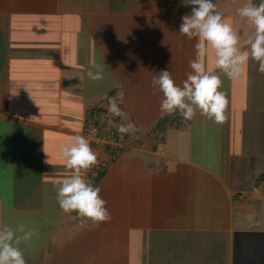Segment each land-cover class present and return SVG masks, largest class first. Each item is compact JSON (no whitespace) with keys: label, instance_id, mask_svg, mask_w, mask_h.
<instances>
[{"label":"crops","instance_id":"obj_1","mask_svg":"<svg viewBox=\"0 0 264 264\" xmlns=\"http://www.w3.org/2000/svg\"><path fill=\"white\" fill-rule=\"evenodd\" d=\"M215 3L245 50L255 29L237 9L247 0ZM190 10L188 0H0V224L33 232L20 245L26 264H264V205L251 200H264V180L256 181L264 171L255 177L241 160L255 156L264 128V73L249 59L228 77L210 45L200 59L220 74L226 119L197 110L181 129L160 130L155 148L97 155L84 175L93 183L106 168L95 186L108 221L65 213L56 199L71 175L61 147L85 138L96 103L123 93L125 112L141 124L161 117L163 94L151 79L168 69L182 85L191 71L201 41L178 31ZM148 38L154 46L143 50ZM94 64L100 79L87 75ZM138 83L154 102L125 105Z\"/></svg>","mask_w":264,"mask_h":264},{"label":"clouds","instance_id":"obj_2","mask_svg":"<svg viewBox=\"0 0 264 264\" xmlns=\"http://www.w3.org/2000/svg\"><path fill=\"white\" fill-rule=\"evenodd\" d=\"M191 6L189 14L181 17L179 32L189 39L198 37L201 42L195 45L196 59L190 61L191 71L182 85L175 83L168 69L161 70L153 76L151 85L158 89L163 98L160 103L161 117L179 113L185 120H191L197 110L203 116L222 123L225 119L227 100L220 90L221 77L215 71L205 70L201 57L207 55V46L215 50L214 64L227 75L235 77L241 66L249 59L258 62V71L264 73V0L258 4L247 0L237 9L240 16L254 26V33L244 43L248 47L241 50L238 34L230 23L225 22L222 12L217 10L215 0H188ZM89 69L90 79L102 78L103 68L94 64ZM108 112L122 116L120 104L123 93L116 98L107 97ZM133 121L117 126L118 133L130 134L136 131ZM61 154L66 160V168L71 175L59 182L56 199L65 213H75L78 217L89 218L93 222H105L110 219L106 208L107 201L100 196L101 189L85 178V170L98 163L97 154L82 136H76L70 145L61 147ZM19 233V234H18ZM33 232L25 230L23 224L15 228L0 224V264H26L21 242L30 240Z\"/></svg>","mask_w":264,"mask_h":264},{"label":"rangeland","instance_id":"obj_3","mask_svg":"<svg viewBox=\"0 0 264 264\" xmlns=\"http://www.w3.org/2000/svg\"><path fill=\"white\" fill-rule=\"evenodd\" d=\"M260 2V0H253V3L258 4ZM181 3V1H180ZM149 27V26H148ZM148 42L143 44L142 49L146 50V49H152L153 48V42L150 41L151 38H148ZM145 42V41H144ZM139 48L141 46H138ZM121 69H123L124 65L121 63ZM127 68L125 70H129L132 71L133 70V65L131 62H127L126 63ZM118 65L116 64V62H112V68H114L116 71H118ZM120 70V69H119ZM133 72V71H132ZM145 90V88L140 85L138 83V89L135 92V90H132L133 94H128V98L127 101L125 102V105H132L135 103V100L138 102L139 105H141V102H143L145 100V102L143 104H150L149 103V98H154L156 95L153 93H143L142 92ZM154 102V99L152 100V103ZM156 102V101H155ZM133 106V105H132ZM120 107L122 109L123 115L122 116H114L112 115L110 112H108V100H105L102 103H96V106H94V109L92 108V110H97L96 113H98V116H96L97 119V126L96 128H92L91 122L92 121H88L89 118L92 116V114H89V112L91 113V109L88 110L86 118H85V122H84V136L86 138V140L88 141L90 147L92 148V150L97 154V155H102V152H107L105 149V145L106 144H100L99 142H97V140L94 139V137H107L108 134H111V136H114L116 140H118L119 144L117 146H114L115 144L112 143L110 144L111 146H114L115 148H117L116 150H128L129 148H131L134 145L137 146H145L146 148H155L156 145L162 140L160 139V130H157L155 125H144L141 124L138 119L137 116L134 114H130V113H126L125 112V106L123 104V102L120 104ZM145 110V109H144ZM138 111H143V109H139ZM177 116H181L178 112L176 113ZM94 118V117H93ZM162 118V117H160ZM160 118L157 120V122L160 120ZM181 121L179 124H168L165 126V128L167 127H171L173 129H181L182 125L184 123H188V120H185L182 116L180 117ZM156 119H152V121L154 122ZM128 121H133L136 125V131L134 133H130V134H121L118 133L117 131V126L122 124V123H127ZM151 121V122H152ZM156 122V123H157ZM94 136V137H93ZM255 136L257 137V140L252 144V151L253 154L255 155L252 159L248 158V157H241V160L247 162V166L249 167L248 172L251 173V175L253 176H257L258 175V170L259 171H264V169H262V165L264 167V128H261V132H257L255 131ZM119 138H123V141H119ZM94 139V140H93ZM112 139V138H111ZM148 148V149H149ZM119 152V151H118ZM108 164V163H107ZM96 165V164H95ZM100 165V164H99ZM97 165V166H99ZM102 166V165H100ZM97 171V169H96ZM248 179V178H247ZM252 180L249 181V183ZM253 199H251L254 204H258V202L260 201L261 205H264V200H261L259 195H254L252 196ZM255 209L254 214H257L256 212V208L257 207H253ZM263 215V213H262ZM264 223V222H263ZM264 227H261V229H263Z\"/></svg>","mask_w":264,"mask_h":264},{"label":"trees","instance_id":"obj_4","mask_svg":"<svg viewBox=\"0 0 264 264\" xmlns=\"http://www.w3.org/2000/svg\"><path fill=\"white\" fill-rule=\"evenodd\" d=\"M94 109V108H93ZM92 110V109H91ZM90 114V112H89ZM181 121L180 116H177L176 113L172 114V115H167L164 116L162 118H160V120L156 123L155 127L157 130H162L165 129V126L168 124H179ZM105 149L106 151H109L112 156L116 155L118 153V151L116 150L117 148H115L114 146L111 145H105ZM232 171H231V175H232V179H236V175H237V156H232ZM106 168L100 167L97 171H96V176L93 179V185H95V183L103 176V174L105 173ZM264 180V175H260L256 181L259 180Z\"/></svg>","mask_w":264,"mask_h":264},{"label":"built area","instance_id":"obj_5","mask_svg":"<svg viewBox=\"0 0 264 264\" xmlns=\"http://www.w3.org/2000/svg\"><path fill=\"white\" fill-rule=\"evenodd\" d=\"M97 110H92L90 114H92V116L89 118L88 121H92L91 122V127L92 128H96L97 126V119L96 116H98V113H96ZM94 117V118H93ZM94 137V136H93ZM112 138V139H111ZM95 140H97V142H99L100 144H106V145H110L112 143H114V146H117L119 144L118 140L115 139L114 136H111V134H108L107 137H94ZM93 139V140H94Z\"/></svg>","mask_w":264,"mask_h":264}]
</instances>
